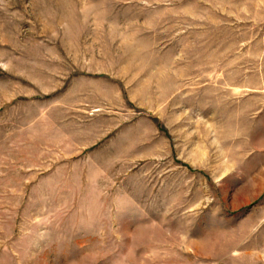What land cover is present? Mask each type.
Listing matches in <instances>:
<instances>
[{
	"label": "rangeland",
	"instance_id": "obj_1",
	"mask_svg": "<svg viewBox=\"0 0 264 264\" xmlns=\"http://www.w3.org/2000/svg\"><path fill=\"white\" fill-rule=\"evenodd\" d=\"M0 264H264V0H0Z\"/></svg>",
	"mask_w": 264,
	"mask_h": 264
}]
</instances>
